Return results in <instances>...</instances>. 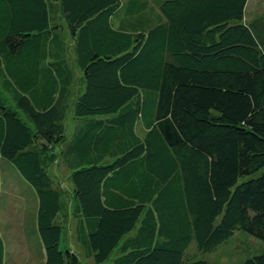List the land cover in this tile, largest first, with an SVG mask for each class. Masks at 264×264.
<instances>
[{
  "label": "trees",
  "instance_id": "obj_1",
  "mask_svg": "<svg viewBox=\"0 0 264 264\" xmlns=\"http://www.w3.org/2000/svg\"><path fill=\"white\" fill-rule=\"evenodd\" d=\"M247 1L0 0V159L36 195L41 264H82L43 162L67 139L73 67L64 160L92 264H211L190 246L236 230L264 242V16Z\"/></svg>",
  "mask_w": 264,
  "mask_h": 264
},
{
  "label": "rangeland",
  "instance_id": "obj_2",
  "mask_svg": "<svg viewBox=\"0 0 264 264\" xmlns=\"http://www.w3.org/2000/svg\"><path fill=\"white\" fill-rule=\"evenodd\" d=\"M247 8V14L257 11V14H260L256 18L264 16V0H249ZM69 51L71 52L70 47ZM69 60L72 66V58L70 57ZM82 87L81 72L78 68L73 67V81L70 95L66 99L63 119L67 139L50 148L49 154L43 157V162L53 180V185L61 193L62 205L58 218V222L62 225L60 247L61 249L68 247L74 251L82 264H92V260L85 256L82 245L76 239L74 228L76 227L79 209L77 200L73 195V184L69 179L70 170L64 160V150L75 127L80 122L74 116V106L78 95L83 89ZM140 131L139 128L137 132L140 134ZM0 184H2L3 193L0 209V228L5 234L3 239L7 243L10 241L14 245H23L24 241L30 240L29 233L34 228L37 210L36 195L30 186L21 179L16 169L3 159H0ZM35 235L37 238V231ZM193 244L190 246L189 252L195 255V259L207 260L211 264H242L247 258L264 252L263 241L241 230H236L226 241L210 252L197 251L195 244ZM20 250H22L21 247ZM20 259L19 262L22 264H34L30 263V260L25 257Z\"/></svg>",
  "mask_w": 264,
  "mask_h": 264
},
{
  "label": "crops",
  "instance_id": "obj_3",
  "mask_svg": "<svg viewBox=\"0 0 264 264\" xmlns=\"http://www.w3.org/2000/svg\"><path fill=\"white\" fill-rule=\"evenodd\" d=\"M249 0L247 1L246 5V11H247V6H248ZM260 13L257 14V11L255 12H250L247 14V18H252L255 16H258ZM2 184L0 185V192L2 196ZM0 235L3 240V245H4V264H22L19 261L21 260L20 258L25 257L28 260H30V263L34 264H41L44 260V250L42 247L41 242H38V240L35 238V234L33 233L31 235L30 240L24 241L23 245L16 244L14 245L13 242L7 243L5 242L3 237L5 234L3 231H1L0 228ZM20 247L22 250H20ZM19 249V250H18ZM32 259V260H31ZM24 261V260H23Z\"/></svg>",
  "mask_w": 264,
  "mask_h": 264
}]
</instances>
